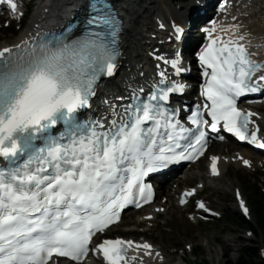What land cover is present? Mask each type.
<instances>
[{
  "label": "snow or ice",
  "instance_id": "1",
  "mask_svg": "<svg viewBox=\"0 0 264 264\" xmlns=\"http://www.w3.org/2000/svg\"><path fill=\"white\" fill-rule=\"evenodd\" d=\"M6 2L16 8L14 0ZM121 26L111 0H87L82 22L0 47V264H45L54 253L82 261L90 250L102 251L109 264H128L123 246L133 241L104 239L90 249L93 231L119 220L125 205L139 207L152 198V186L144 182L150 173L195 159L206 146L205 125L216 129L223 121L228 132L264 148L256 131L245 134L252 113L236 106L242 93L264 90V75L252 80L260 65L238 42L242 34L225 40L222 32L197 53L210 101L202 107L211 123L198 109L188 116L194 126L188 127L176 118L178 108L165 105L170 93L184 91L176 81L146 97L133 91L126 105L110 103L111 120H81L97 81L117 71ZM175 31L179 40L182 29ZM159 58L177 74L184 71L178 53L171 61ZM159 75L162 84L168 80L164 71ZM61 123L63 130L55 132ZM136 247L149 255L153 248L147 242Z\"/></svg>",
  "mask_w": 264,
  "mask_h": 264
},
{
  "label": "bare ground",
  "instance_id": "2",
  "mask_svg": "<svg viewBox=\"0 0 264 264\" xmlns=\"http://www.w3.org/2000/svg\"><path fill=\"white\" fill-rule=\"evenodd\" d=\"M58 1V4L62 5L64 1L66 0H41L40 10H38L37 14H35L34 19L41 18L45 16L46 13L52 12V14L57 17L58 14L56 12V9H54L51 5H49V2ZM197 0H191L192 3H196ZM122 3V8L126 12V32L124 35V42L122 43V56L119 60V74L116 78H113L109 81V84H116L117 82H121L125 87L133 82V80L136 77H139L141 71L147 70V74H149V65H150V59H149V53L150 52H157V49L160 48L162 50V46L158 44L152 45V42L147 40L148 38L139 36L135 31L138 29V27L142 26H148L150 24V19L152 16H156V19L158 22L155 24L154 29L159 28L160 24L168 23L170 24L169 19H172L174 24L181 23V15L178 14L181 6L177 7H169L170 4L168 2H165L166 6L168 7V13L164 14L162 11L158 12V9L155 7L156 5L161 4L159 0H120ZM237 11L234 15L227 17L229 21H226V23H231L232 25H240V27L236 30H233L230 28V33H232L233 36L243 35L244 38H248L251 41V44L257 45L261 47L264 50V0H247L246 2L241 3L240 5H237ZM143 10V12H141ZM150 12V14L147 16L145 13ZM143 13V14H142ZM233 17H236V20L233 21ZM38 22L37 20H34V23ZM154 23V22H153ZM36 24H33L32 28L35 27ZM31 28V30H33ZM30 30V29H29ZM27 32H30L27 30ZM19 39L15 40V43L18 42ZM8 45V44H7ZM6 44H2V46H7ZM152 50V51H149ZM118 87L112 88L111 90L107 91V94L105 97H102L101 100L104 99H110L115 96L117 98L120 96V93L114 94L113 89H116ZM100 95L103 94L105 91L100 89L99 90ZM97 100H100L99 97H96ZM106 112L101 113L100 115H105ZM264 127V122L262 123ZM223 148L231 149L229 145L222 144ZM221 145V146H222ZM221 148H218V150ZM243 153L248 159H252L250 157V154L245 150L244 152H234L233 154H230L229 157L230 160L226 157H223L224 152H221L220 156L223 158L222 160V169L224 174L225 168H228L230 166H237V162H232L231 157H237ZM256 160L253 161L252 165H256ZM207 173H194L193 175L189 173H184L183 176L180 178V176H174L176 179H172L168 181V189H164L163 186H160V195L161 196H167L168 199L166 203L157 202L156 205H153L150 209H146L144 211H140L141 215L137 217V219L140 221L141 217L144 215H147L149 213H152L153 209L156 206H166L165 214H166V221L165 224L167 227L171 229L172 233L175 229L174 226L181 227V226H190L193 225L189 220L186 222L182 215L184 212V208H180L173 200V194L170 190L171 181L177 182L178 184H183L185 181H188L189 177H199L200 179L207 180ZM223 177V176H222ZM217 191L220 190L221 187H219L217 184L213 186ZM226 188V186L222 187ZM235 190V188H234ZM133 212H129L128 215H131L129 217L130 219L133 218ZM186 218V217H185ZM187 219V218H186ZM197 225L199 224V221L197 220L195 222ZM120 225V224H119ZM117 225L116 227L112 228L113 232L115 229L119 227ZM166 227V226H165ZM174 228V229H173ZM179 229V228H177Z\"/></svg>",
  "mask_w": 264,
  "mask_h": 264
},
{
  "label": "rangeland",
  "instance_id": "3",
  "mask_svg": "<svg viewBox=\"0 0 264 264\" xmlns=\"http://www.w3.org/2000/svg\"><path fill=\"white\" fill-rule=\"evenodd\" d=\"M161 9H163V6H159V10ZM0 25H4V23ZM11 37V34L0 32V44L2 40L10 42L15 39ZM201 170L200 172L207 171L204 163L201 164ZM194 171H199V169L195 168ZM263 180L264 172L261 175H256L248 170L231 168L222 178L215 180L219 186H226L224 191L213 192L209 188L205 193L216 206L226 209L221 219L207 223L201 222L199 225L174 226L175 229L173 228L174 231L172 233L164 232L163 228H159L151 237L168 251L176 247L180 250H186L187 244L196 246L199 254L197 256H188V258L195 259L190 264H231L241 256L264 264V256L262 255L264 237L262 233L251 237L246 234L248 227L239 223L238 209L233 194L234 187L240 186L242 188L253 209L252 223L254 226H258L254 195L256 193L264 198V194L260 190V187L264 190ZM195 181H190L188 184L193 185ZM182 217L188 222L183 215ZM119 231L124 232L122 229H119ZM162 232H164L163 236L161 235Z\"/></svg>",
  "mask_w": 264,
  "mask_h": 264
},
{
  "label": "trees",
  "instance_id": "4",
  "mask_svg": "<svg viewBox=\"0 0 264 264\" xmlns=\"http://www.w3.org/2000/svg\"><path fill=\"white\" fill-rule=\"evenodd\" d=\"M258 211H259L260 219L262 220V224L264 226V204H260V208ZM232 264H260V263L258 261H254L252 259L240 257L236 262H234Z\"/></svg>",
  "mask_w": 264,
  "mask_h": 264
}]
</instances>
